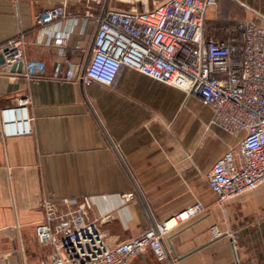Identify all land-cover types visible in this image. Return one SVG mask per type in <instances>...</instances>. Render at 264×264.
Listing matches in <instances>:
<instances>
[{"label": "crops", "instance_id": "crops-1", "mask_svg": "<svg viewBox=\"0 0 264 264\" xmlns=\"http://www.w3.org/2000/svg\"><path fill=\"white\" fill-rule=\"evenodd\" d=\"M61 1L0 0V46L23 34L28 61L42 67L30 78L24 65L22 73H0V110L27 100L32 126L30 135L6 136L0 124V264H51L53 248L35 234L48 199L60 213L83 207L84 223L110 247L202 203L204 212L164 237L167 262L146 250L128 264H264V185L225 202L210 189L208 174L234 141L211 125V108L130 68L112 87L54 76L66 59L65 72L87 59L98 25L85 20L86 10L102 12L106 3L145 10L168 0H83L67 7L78 23L56 24L50 38L35 18ZM215 1L206 17L210 38L224 39L228 22L264 24V14L241 0H234L246 6L241 18ZM61 37L75 52L60 55Z\"/></svg>", "mask_w": 264, "mask_h": 264}, {"label": "built area", "instance_id": "built-area-1", "mask_svg": "<svg viewBox=\"0 0 264 264\" xmlns=\"http://www.w3.org/2000/svg\"><path fill=\"white\" fill-rule=\"evenodd\" d=\"M83 0H62L59 6L38 14L35 23L50 38L53 26L70 18L67 7ZM215 0H168L145 10H86L84 18L98 25L90 59L64 71L66 59L54 73L61 80H82L112 87L125 68L135 70L158 82L197 97L211 108V125L237 139V148L226 151L208 174L210 189L219 202L242 196L264 185V24L239 22L228 29L224 39L206 36V15ZM60 55L75 52L57 40ZM26 68V77L42 70L29 62L23 34L0 46V73H8L17 64ZM27 100L0 110L4 135L32 133ZM131 199L132 195L126 196ZM46 218L35 228L42 246L53 248L51 264H128L146 250L159 263L168 260L164 237L180 221L204 212L197 203L163 225L148 229L141 236L110 247L95 225L84 223V208L60 213L51 199L42 203ZM175 221L173 225H170ZM215 238L222 233L212 227Z\"/></svg>", "mask_w": 264, "mask_h": 264}, {"label": "rangeland", "instance_id": "rangeland-1", "mask_svg": "<svg viewBox=\"0 0 264 264\" xmlns=\"http://www.w3.org/2000/svg\"><path fill=\"white\" fill-rule=\"evenodd\" d=\"M218 1H220V5H219V11L220 12L226 10V8H229L228 4H226L224 2L230 3V7L231 6H234L235 7V8L233 7V9L236 12L235 16L239 12V15H240V18H241L242 15L244 14L243 12H246V9L244 7H242V5H240L239 3H237L234 0H218ZM241 1H243L246 5L249 6V9H251V11L249 10V12L251 14L252 13H257V11H259V12H261V13L264 14V0H241ZM111 10H116V9H111ZM215 11H216L215 9L208 8L207 16L206 17L209 18L212 15V13H215ZM210 26H212V25H210ZM212 28H214V27H212ZM208 30H209V28H208ZM207 110H208L207 113H208V116H209L211 114L210 113V109L207 108ZM239 144H240V142L237 139H234V141L232 142V147L233 148H237L239 146Z\"/></svg>", "mask_w": 264, "mask_h": 264}, {"label": "water", "instance_id": "water-1", "mask_svg": "<svg viewBox=\"0 0 264 264\" xmlns=\"http://www.w3.org/2000/svg\"><path fill=\"white\" fill-rule=\"evenodd\" d=\"M106 10H107V3L105 4V7H104V9H103V11H102V16L105 14ZM93 43H94V42H93ZM92 49H93V44H92V46H91V48H90V50H89V53H88L87 59H86V61H85V63H84L83 73H84L85 68H86V65H87V63H88V61H89V59H90V55H91V53H92ZM22 69H23V64L20 63V64L15 65V66L12 68L11 71H12V72L17 71L18 73H22Z\"/></svg>", "mask_w": 264, "mask_h": 264}, {"label": "trees", "instance_id": "trees-1", "mask_svg": "<svg viewBox=\"0 0 264 264\" xmlns=\"http://www.w3.org/2000/svg\"><path fill=\"white\" fill-rule=\"evenodd\" d=\"M240 5H242V7H246L245 5H243L242 3H240ZM248 8V7H247ZM239 22H236V23H233L232 24V22H228V23H223L224 24V26H225V28L227 27V28H229V29H233L237 24H238ZM205 28H206V26H205ZM205 33H206V31H205ZM227 34V33H226ZM208 37V36H207Z\"/></svg>", "mask_w": 264, "mask_h": 264}, {"label": "bare ground", "instance_id": "bare-ground-1", "mask_svg": "<svg viewBox=\"0 0 264 264\" xmlns=\"http://www.w3.org/2000/svg\"><path fill=\"white\" fill-rule=\"evenodd\" d=\"M175 223V221H172L171 223H170V225H173Z\"/></svg>", "mask_w": 264, "mask_h": 264}]
</instances>
